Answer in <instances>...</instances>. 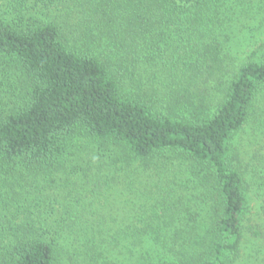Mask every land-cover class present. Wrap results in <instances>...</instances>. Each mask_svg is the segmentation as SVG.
Segmentation results:
<instances>
[{
  "label": "trees",
  "instance_id": "obj_1",
  "mask_svg": "<svg viewBox=\"0 0 264 264\" xmlns=\"http://www.w3.org/2000/svg\"><path fill=\"white\" fill-rule=\"evenodd\" d=\"M261 13L264 0H0V264L258 261L256 244L241 258L264 246V48L234 70L220 52ZM165 24L198 38L170 60L148 46ZM156 55L165 78L149 75ZM77 135L103 147L75 155Z\"/></svg>",
  "mask_w": 264,
  "mask_h": 264
},
{
  "label": "rangeland",
  "instance_id": "obj_2",
  "mask_svg": "<svg viewBox=\"0 0 264 264\" xmlns=\"http://www.w3.org/2000/svg\"><path fill=\"white\" fill-rule=\"evenodd\" d=\"M253 3H251V4H253ZM255 5H257L256 2L254 4V6ZM244 22L245 23H243L241 25V28H239V29L237 28V29L230 32L232 35V39H231V42L233 45L232 48L230 47V45L228 43H226V49L225 50L222 49V51L220 52L221 53V60H223L225 62L226 68L228 67L230 69V67L233 66L231 68L232 70H234L236 67L240 66L241 64L248 62L251 59H253L254 53H256V52L260 53L264 48V13L263 14L261 13L259 15L253 16V17L248 16L245 18ZM158 26H160V25H158ZM163 26L164 27H161V29L158 30L159 33L156 32V25L153 26V28H151V32L155 36V38L153 40L149 41L150 45H148V46L150 48L161 45L162 47H164L165 50H168L169 54L170 53H176V52L178 53V52H180V50L182 48L185 50L187 48V46L192 43V40L198 39L196 37V35L190 34V32L185 30L187 25L184 26V29L169 27L166 24ZM216 33L220 35L219 32H216ZM204 35H205V37L203 38V40H208V41H210V36L211 37L213 36V34H211V33H205ZM158 42H159V44H158ZM192 52L194 53V51H192ZM213 53H214V50H213ZM208 54H209L208 60H213V58L215 56L211 52ZM173 55L172 54L166 55L164 59L170 60V59H172L171 56H173ZM190 55L191 54L188 55V54L184 53L183 57H184V59H190L191 58ZM162 60H163V58H160L159 55H156V57H153L151 59L150 63H152V67L149 66L150 71H151V73H149L150 76H153L156 79L157 78H165L166 70L163 69V67H162L165 65L163 63H161V64L158 63L159 61L161 62ZM226 74H227L226 78H228V76L229 77L232 76L229 72H227ZM209 77H211V76H209ZM259 93H260L261 99H260V101L256 102V105H255V111L257 113L260 112L261 107L264 108V87L259 90ZM261 105H263V106H261ZM263 112H264V110H263ZM251 121H252L251 127L248 126L246 131L243 133L242 136H240V138L242 139L243 143H247L250 140H253L254 141L253 143L256 144L257 138L254 134V132H255L254 128L255 129H258V128H257V125L254 124L255 122H253V121H255L254 118H252ZM73 139H75V140L73 141V144H72V147L70 150L72 153L75 152L74 153L75 155L83 154V155L90 157L93 154L94 149L99 148V147H103V146H101L102 144H100L101 142L94 140V139H91L87 136L77 135ZM87 160H88V157H87ZM178 165H179V163L177 161V163L173 164V167H171L172 169L175 170V172L177 174L180 173V169H181L180 166H178ZM154 168H156V164L149 163V164L144 165L143 167H141L139 169L140 177H141V179L144 180L143 183L146 184L145 181H146V179L148 180V178L152 179V174L154 173ZM170 173H171V171H170ZM73 174H72L71 179H76V177H74ZM177 174H175V175H177ZM172 176H174V175H172ZM180 177L185 178L183 175H181ZM76 181H78V178L76 179ZM63 188L66 192V190L68 189V186H66V187L63 186ZM255 206H256V203L253 204V207H255ZM255 209H256V207L254 208V210ZM258 242H260V241H258ZM255 244L261 246L262 248L259 249V251L257 250L255 252V254L257 255L256 257H257V259L259 258V260L252 262V259L249 258V256H248L249 252L252 251V248L251 247L249 248V245L252 246ZM260 244L261 243H257L255 239L250 241L248 243L247 247L245 249H243L244 255H243V258H241L245 261L246 256H248V258L250 260L248 262H250V263H247V262L242 263V261H240L239 264H264V246H262ZM256 247H258V246H256ZM257 252H259V253H257Z\"/></svg>",
  "mask_w": 264,
  "mask_h": 264
}]
</instances>
